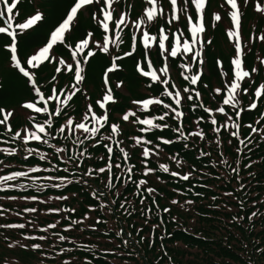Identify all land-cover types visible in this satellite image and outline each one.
Segmentation results:
<instances>
[{"label": "trees", "instance_id": "1", "mask_svg": "<svg viewBox=\"0 0 264 264\" xmlns=\"http://www.w3.org/2000/svg\"><path fill=\"white\" fill-rule=\"evenodd\" d=\"M73 0H19V15L14 21L22 22L25 18L36 11L43 14V19L25 33H18L19 56L22 62L31 55L36 49L41 47L49 35L50 31L66 14V9ZM164 5L166 15L169 13L167 0H160ZM261 0H249L247 4L243 0L240 3L241 29L243 33V60L251 72L253 67L257 68L256 73H252V82L246 84L254 91L255 87L264 82V65L260 60H264V40L258 37L264 35V14L258 13L254 4ZM118 6L121 10L128 12L133 19L140 15L144 0H119ZM178 5H183V0H178ZM223 5V7L221 6ZM92 7L89 15L78 13V20L72 27L71 35L67 37L65 44L55 47V51L67 62H71L70 49L75 43L87 35L89 31L94 33L95 41L102 39V30L91 18V12L96 11ZM229 6L224 4V0H207L204 11L206 35L204 39L206 63L201 65L187 61L184 57L180 59L170 58L174 82L181 88L187 86V81L180 76L184 71L179 66L182 62L192 63V72L201 70L204 67L195 90L201 93V101L205 107L215 108L217 102L222 99L212 90L222 87L224 78L220 75V68L216 66V61H221V66L228 74V79L232 77L230 60L234 57L235 50L233 43L227 36V30L232 28L230 17L227 15ZM219 13L220 21L213 19V13ZM189 14H194L193 7L189 3ZM166 30L175 31L176 23L173 22L171 28L166 21ZM0 26L3 22L0 21ZM151 27V26H149ZM180 27L185 30V21L181 17ZM131 27H127L122 32L123 43L116 47L110 46L113 55L123 57V52L128 51L131 44ZM187 35V33H185ZM210 41V43H209ZM9 42L5 34H0V107L15 109V119H11L12 131H16L26 126L27 121L22 116L23 109L20 105L32 98L26 83V78L18 72L9 62V53L3 47ZM95 50L94 56L90 57L86 63H82L85 69L86 78L82 82L81 92L77 94L67 112L79 121L87 103H91L98 114L102 110L96 106L95 101L102 98L105 91L103 84V74L110 66L112 58L96 49L95 43L92 45ZM150 58L153 63L158 64L156 51H152ZM141 59V48L138 47L133 57H123L116 61L119 67L115 69L108 78V85L113 97L118 102L107 105L110 113L109 123H120L124 129L123 136L120 137L121 146L127 140L128 145H132L131 137L138 134L139 126L125 124L119 120L122 112L127 109L136 110L131 103L132 100L159 96L163 86L157 85L149 78L143 77L136 70V62ZM147 69L146 63H142ZM159 65V64H158ZM59 66L55 61L51 64L45 63L36 73L38 84L42 85V91L48 93L50 85L44 86L45 81H50L51 76L57 75L59 86L71 82L72 74L65 72L57 74L55 67ZM115 82H121L129 94L126 95L117 89ZM252 97L244 95L242 113L241 134L246 136L251 129L243 125H253L259 129H264V117L260 115L264 112V100L258 102L256 109H248V100ZM164 102L168 103L167 97ZM184 126L185 133L195 131L197 127L206 134V139L200 140L199 137H189L188 148L183 147L184 141H176V133L171 131L175 124L170 119L169 129L154 130V135L148 138L155 141V136H164L173 139L171 145H161V156L157 160L150 157V167L156 168L158 163H168L171 171L191 172L188 181L173 178L168 173L160 172L157 168L156 175L160 176L157 181L155 175H149L148 187L156 188L154 197L156 204H152L153 197L144 193H137L134 183L130 181L127 185L122 180L113 179V187H106V174L99 178H88V184L73 180L59 189L43 188L37 191L34 188H12L0 190V211L4 215L0 216V225L24 223L31 225L35 222V227L26 226L24 229H11L0 227V264H62L63 261L72 260L73 264H80V261L87 256L92 264H264V140L259 133H254L251 137L252 143L238 145L234 138H230L228 132L221 130L219 134L212 133V125L207 119V114L201 108L191 109L190 106L184 107ZM229 115L232 109L226 108ZM165 109L157 106L152 110L153 115H160ZM140 114V113H138ZM218 125L224 122L222 114L213 113ZM204 116L205 119L194 123L197 117ZM39 120H43L45 114H37ZM66 115L61 116L56 127L64 123ZM109 129L107 125L101 130V135L107 136ZM147 135V134H145ZM216 139L222 141L218 148L214 143ZM4 141H8L5 143ZM64 142L58 146H63ZM69 148L72 147L71 141H67ZM16 146L10 141V134L0 127V147ZM36 147L35 142L30 144ZM42 151H47V146H39ZM83 147L87 148L92 159L85 158L80 168L73 169L70 165H60V168L67 166L69 172L62 170L57 172H40L37 175H67L70 179L74 176L82 175L88 167H101L103 161L99 158L106 157V149L99 145L87 142ZM135 147V146H134ZM236 147L242 149L241 153L236 152ZM76 152L81 150L76 146ZM203 151L209 155L199 156ZM140 148L135 147L131 153L129 163L135 166L133 180L142 178L140 176ZM179 154L185 162V167L178 168L171 156ZM222 153V154H221ZM239 161V163H237ZM39 162L40 166L47 167L44 161H38L37 157H28L25 162L22 156H11L0 153V175L7 172L22 170L27 166L35 165ZM55 162V161H53ZM116 160L113 158V164ZM245 164L249 166L244 167ZM123 167V164H122ZM195 169L193 171L192 169ZM238 168V172H233ZM113 167V173H118ZM237 175L240 177L236 179ZM47 183V181H44ZM40 183V181H38ZM240 184L245 187L241 189ZM104 191L108 201H114L111 208L100 209L99 201L91 197L89 193L93 189ZM230 193V194H229ZM35 195L39 199L36 201L19 199L22 196ZM140 195H144L142 202ZM17 197L15 200L6 197ZM66 196L67 200L55 199V197ZM53 197V199H46ZM215 197V199H213ZM177 200L176 205L171 204V200ZM191 200L192 204L185 201ZM41 201H44L41 203ZM123 202V208L121 207ZM241 203L243 207H241ZM89 205L95 210L89 211ZM158 205V208H157ZM25 207L37 208V213H24ZM169 208L168 213L162 212L163 208ZM47 208H60V213L45 214ZM74 209V211H71ZM149 209V212H144ZM21 213V215H17ZM85 213L90 219L83 224L74 225L72 229L64 230L65 225L71 220H81ZM143 213V214H142ZM252 216V219L248 217ZM63 217V219H62ZM172 217L176 219L173 220ZM237 217L234 221L232 218ZM99 220L100 222H97ZM59 221L55 229H49L46 235L48 239L44 242L36 240H24L23 233L30 235H45L39 231L49 223ZM95 224L99 231L94 230L89 225ZM156 227H153V226ZM120 231V237L116 232ZM54 233H59L68 237L66 241L56 239ZM7 238V239H6ZM127 241L125 244L123 241ZM13 241L31 245L32 243H42V249L25 250L18 246L9 247ZM78 245H84L79 247ZM61 248L68 249L67 252H60ZM43 253V254H42Z\"/></svg>", "mask_w": 264, "mask_h": 264}, {"label": "snow or ice", "instance_id": "2", "mask_svg": "<svg viewBox=\"0 0 264 264\" xmlns=\"http://www.w3.org/2000/svg\"><path fill=\"white\" fill-rule=\"evenodd\" d=\"M249 0H243L244 4H247ZM189 3L193 7L194 14H189ZM207 0H183V5H178V0H167L169 6V13L166 15L164 5L160 0H144V4L141 8L140 15L132 21L135 29L139 30V35L136 31L131 34V44L128 51L123 52V57H133L137 48H141V59L136 62V70L143 77H148L152 82L157 85L163 86L159 96H150L148 98L132 100L131 103L135 106L136 110L127 109L122 112L119 120L125 124L138 127V134L131 137L132 145H128L125 140L124 146H121L120 137L123 136L124 129L120 123H109L110 113L107 104L118 103L110 89H108L107 76L113 70L117 69L119 65L116 61L123 57L119 55H113L110 45L119 47L123 43L122 32L129 27V14L126 11H121L117 0H73L70 6L66 9V14L62 19L53 27L49 35L46 38V42L36 49L31 55L22 62L19 56L18 46V33H25L26 30H30L37 22L42 20V13L37 11L34 14L25 18L22 22L14 23L17 19L19 0H0V21L3 22V26H0V34H5L8 38L7 43L3 47L9 53L10 64L18 70L23 77L26 78V83L30 85L31 99L25 100L20 107L24 110L22 116L27 121L26 126L19 130L12 131L11 119H15V109H8L6 107H0V127H3L5 132L10 134V141L16 146L0 147V153H5L11 156H22L26 162L28 157H37L38 161H44L47 167H41L39 162L35 165L27 166L22 170H15L7 172L4 175H0V190L12 189V188H34L37 191L43 188H61L67 184H70L75 180L76 182L83 183L85 186L88 184V178H99L101 175L106 174V187L111 189L113 187V179L122 180L124 185H127L130 181L134 183L137 193H147L153 197L152 204H156L154 199L156 195L155 187H148L149 175H155L157 181L160 180V176L156 175L157 168L160 172L168 173L173 178H179L183 181H188L191 172H184L181 174L179 171H171L168 163H158L157 167H150V157H154L157 160L161 156V145H171L174 143L173 139L165 138L164 136H155V141L148 138L149 135H154V130L169 129L170 124L166 122L171 120L175 126L171 127V131L176 133V141H184L183 147L188 148L187 141L189 137H199L200 140L206 139V134L199 127L195 131L185 133L184 126V107L190 106L191 109L201 108L204 113L207 114V119L210 120L212 125V133L219 134L221 130L228 132L230 138L237 140L238 145H245L252 143V135L259 133L261 139L264 140V129H259L253 125H243L251 129L246 135L242 136V113L244 112L243 97L248 95L252 97L248 100L247 108L256 109L258 102L264 100V82H261L255 87L254 91L245 86L252 82V73L258 71L253 67L251 72L247 70L242 61V31H241V16L238 7V0H224V4L229 6L227 15L230 17L232 28L227 30V36L234 45L235 54L230 60L232 66V77L229 80L228 74L221 68V61H216V66L220 68V75L224 78L222 87H216L212 91L222 97L217 102V107L210 108L205 107L201 101V93L195 90V86L198 83V79L201 77L199 70L192 72V63L182 62L180 68L184 71L180 72V76L187 81V86L180 87L174 82V78L170 75L171 64L168 62L169 58L180 59L184 57L187 61H193L201 67L203 66V60L201 57L202 36L205 32L204 26V11L206 8ZM223 7V5H221ZM92 7H96V11L91 12V18L96 22L99 29L102 30V39L100 41H94L96 49L108 54L112 58L110 67L104 72L103 84L105 91L102 98L95 101L96 106L102 110L101 114H97L93 105L87 103L83 110L79 121L71 115H67L69 107L74 97L81 92L82 82L86 78V73L82 63H86L90 57L94 56L92 45L90 44V37H93V33L89 32L83 38L79 39L75 46L70 49L71 62H67L63 58H59L56 55L54 46L65 44L68 36L71 35L72 27L78 20V13H83L85 16L89 15V11ZM255 10L264 14V0L256 2L254 4ZM213 19L220 21L222 18L219 13L212 14ZM181 17L185 21V30L180 27ZM166 21L169 28L176 23L175 31L166 30L164 23L160 21ZM151 26V27H149ZM187 33V35L185 34ZM258 39L264 40V35L258 37ZM210 43V41H209ZM156 46L155 48L153 46ZM156 51L158 56V67H154L150 58L151 52ZM80 53H84L81 57ZM56 62L59 66L55 67L57 74H63L69 72L72 74L71 82L65 83V86H59L58 76H51L50 81H45L44 86L50 85V91L46 93L42 91V85L38 84L36 79L37 70L44 66L45 63L51 64ZM142 63H146L147 70L142 68ZM264 65V60L259 61ZM164 97H167L169 102H164ZM157 106H162L165 111L160 115H153L152 110ZM226 108H231L232 115ZM140 113V114H138ZM213 113L222 114L225 119L222 124L218 125V122ZM37 114H45L43 120L37 118ZM66 115L64 123L59 124L56 127V123L61 116ZM260 115L264 117V112ZM204 116L197 117L194 123H198L204 120ZM107 125L109 133L107 136L101 135V130ZM147 134V135H145ZM64 142L63 146H58L61 142ZM67 141H71L72 147L69 148ZM8 143V141H4ZM32 142H35L36 147L30 146ZM87 142H91L93 145L102 144L106 149V157L101 156L99 159L103 161L101 167H88L86 171H83L82 175L74 176L72 179L67 175H37L40 172H57L61 170L65 173L69 172V167L65 166L63 169L60 165H70L73 169L80 168L85 158L92 159L93 157L89 153L88 149L83 147ZM247 142V144H246ZM214 143L219 148L222 144L220 139H216ZM40 145L47 146V151H42ZM76 146H80L81 150L77 153ZM140 148L139 155L143 157L139 161L141 165L140 176L142 178L133 180V173L135 166L129 163L131 153L135 151V147ZM236 152L241 153L242 149L236 147ZM222 154V153H221ZM209 155L203 151L199 152V156L205 157ZM113 158L116 162L113 164ZM55 161V162H53ZM171 161L175 163L178 168L185 167V162L179 154H173ZM239 163V161H237ZM123 164V167H122ZM249 165L245 164L247 168ZM113 167H115L118 173H113ZM195 171L194 167L192 169ZM238 168H234L233 172H238ZM237 180L240 177L237 175ZM40 181V183H38ZM44 181H47L45 183ZM239 187L243 189L244 184H240ZM230 194V193H229ZM89 195L99 201V208H111L114 201H108L104 191L93 189ZM10 200H15L17 197H6ZM19 199H27L36 201L39 198L35 195L22 196ZM53 199V197H48ZM59 200H67L66 196L55 197ZM144 195H140V200L143 202ZM215 199V197H213ZM44 201H41L43 203ZM179 202L175 199L171 200V204L176 205ZM186 204H192L193 201L187 200ZM123 208V202H121ZM241 207L243 204L241 203ZM158 208V205H157ZM95 210L92 205H89V211ZM24 213H37L39 210L33 207H25L22 210ZM60 208H47L45 214L48 213H60ZM71 211H74L72 209ZM169 208L165 207L162 212L168 213ZM144 212H149V209H145ZM143 214V213H142ZM4 215V211H0V216ZM21 215V213H17ZM256 213L251 214L248 219H252ZM63 219V217H62ZM90 219L87 213L81 220H71L70 223L65 225L64 230L72 229L74 225L83 224L84 221ZM175 220V217H172ZM234 221L237 217L232 218ZM97 222H100L97 220ZM59 224V221L49 223L40 228L39 231L45 233V235H30L23 233L22 238L24 240H36L44 242L48 239L46 233L49 229H55ZM26 226L35 227V222H31V225L24 223L6 224L0 225V227L11 229H24ZM96 231L95 224L89 225ZM153 227H156L155 225ZM121 232H116V236L120 237ZM56 239L59 241H66L67 236L59 233H54ZM7 239V238H6ZM125 244L127 241H123ZM18 246L22 249L40 250L42 249V243H32L27 245L19 241H13L9 244V247ZM84 247V245H78ZM68 249L61 248L60 252H67ZM43 254V253H42ZM62 264H73L72 260L63 261ZM80 264H92V261L85 256L80 261Z\"/></svg>", "mask_w": 264, "mask_h": 264}, {"label": "rangeland", "instance_id": "3", "mask_svg": "<svg viewBox=\"0 0 264 264\" xmlns=\"http://www.w3.org/2000/svg\"><path fill=\"white\" fill-rule=\"evenodd\" d=\"M117 2H118V0H117ZM130 23H131V25H133V27H134V29H135L134 24H132V22L129 20V24H130ZM135 30L137 31L138 34H140L138 29H135ZM201 36L203 37V33L201 34ZM46 199H48V198H46Z\"/></svg>", "mask_w": 264, "mask_h": 264}]
</instances>
